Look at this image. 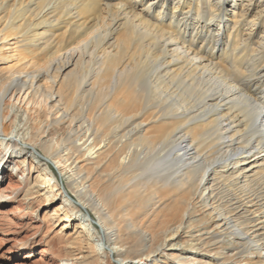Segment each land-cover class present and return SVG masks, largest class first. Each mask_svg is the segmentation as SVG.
<instances>
[{
	"label": "bare ground",
	"instance_id": "6f19581e",
	"mask_svg": "<svg viewBox=\"0 0 264 264\" xmlns=\"http://www.w3.org/2000/svg\"><path fill=\"white\" fill-rule=\"evenodd\" d=\"M11 169L58 264H264V0H0Z\"/></svg>",
	"mask_w": 264,
	"mask_h": 264
},
{
	"label": "rangeland",
	"instance_id": "374dc122",
	"mask_svg": "<svg viewBox=\"0 0 264 264\" xmlns=\"http://www.w3.org/2000/svg\"><path fill=\"white\" fill-rule=\"evenodd\" d=\"M10 173L13 179L0 180V187L9 191L20 182L16 171L11 169ZM5 202L2 208L10 213L0 214V264H58V257L63 255L62 244L57 238L53 239V246L46 243L47 238L54 235L57 228L52 230L46 221L45 206H39L36 216L29 214L23 219L14 214L18 201ZM24 245L27 246V251L15 252Z\"/></svg>",
	"mask_w": 264,
	"mask_h": 264
}]
</instances>
